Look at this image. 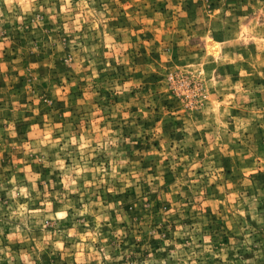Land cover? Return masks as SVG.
<instances>
[{
    "label": "rangeland",
    "instance_id": "rangeland-1",
    "mask_svg": "<svg viewBox=\"0 0 264 264\" xmlns=\"http://www.w3.org/2000/svg\"><path fill=\"white\" fill-rule=\"evenodd\" d=\"M0 264H264V0H0Z\"/></svg>",
    "mask_w": 264,
    "mask_h": 264
}]
</instances>
